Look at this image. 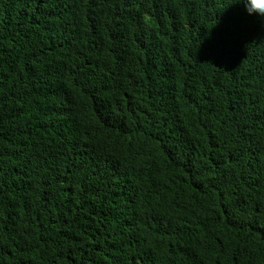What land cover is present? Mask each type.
Returning a JSON list of instances; mask_svg holds the SVG:
<instances>
[{
	"label": "trees",
	"instance_id": "16d2710c",
	"mask_svg": "<svg viewBox=\"0 0 264 264\" xmlns=\"http://www.w3.org/2000/svg\"><path fill=\"white\" fill-rule=\"evenodd\" d=\"M0 264H264V17L0 0Z\"/></svg>",
	"mask_w": 264,
	"mask_h": 264
},
{
	"label": "clouds",
	"instance_id": "9594fccd",
	"mask_svg": "<svg viewBox=\"0 0 264 264\" xmlns=\"http://www.w3.org/2000/svg\"><path fill=\"white\" fill-rule=\"evenodd\" d=\"M233 2L242 3L244 10L250 16L264 17V0H232Z\"/></svg>",
	"mask_w": 264,
	"mask_h": 264
}]
</instances>
